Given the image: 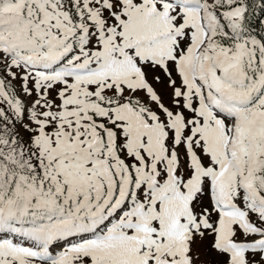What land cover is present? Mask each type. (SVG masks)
<instances>
[{"label":"snow or ice","instance_id":"obj_1","mask_svg":"<svg viewBox=\"0 0 264 264\" xmlns=\"http://www.w3.org/2000/svg\"><path fill=\"white\" fill-rule=\"evenodd\" d=\"M0 264H264V0H0Z\"/></svg>","mask_w":264,"mask_h":264}]
</instances>
